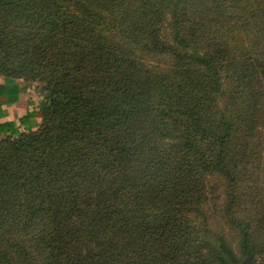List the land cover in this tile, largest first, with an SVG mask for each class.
Here are the masks:
<instances>
[{
  "label": "trees",
  "instance_id": "16d2710c",
  "mask_svg": "<svg viewBox=\"0 0 264 264\" xmlns=\"http://www.w3.org/2000/svg\"><path fill=\"white\" fill-rule=\"evenodd\" d=\"M0 76V264H264V0H0Z\"/></svg>",
  "mask_w": 264,
  "mask_h": 264
},
{
  "label": "crops",
  "instance_id": "0c3cea01",
  "mask_svg": "<svg viewBox=\"0 0 264 264\" xmlns=\"http://www.w3.org/2000/svg\"><path fill=\"white\" fill-rule=\"evenodd\" d=\"M40 100L31 86L0 76V139L36 127Z\"/></svg>",
  "mask_w": 264,
  "mask_h": 264
},
{
  "label": "rangeland",
  "instance_id": "374dc122",
  "mask_svg": "<svg viewBox=\"0 0 264 264\" xmlns=\"http://www.w3.org/2000/svg\"><path fill=\"white\" fill-rule=\"evenodd\" d=\"M18 81L27 83L29 86H31L35 90V92L40 96V98H42L44 92L42 91V84L41 83H39L37 81H34V82L30 81L29 82V81L22 80V79H19V78H18ZM38 120L39 121L37 123V126H38V124L40 122V113H39V119ZM238 264H253V263L249 260V258H245Z\"/></svg>",
  "mask_w": 264,
  "mask_h": 264
}]
</instances>
